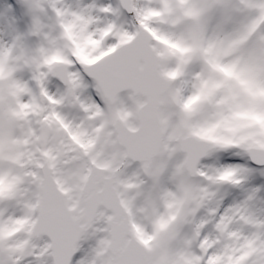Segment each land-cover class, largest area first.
<instances>
[{
  "label": "snow or ice",
  "instance_id": "1",
  "mask_svg": "<svg viewBox=\"0 0 264 264\" xmlns=\"http://www.w3.org/2000/svg\"><path fill=\"white\" fill-rule=\"evenodd\" d=\"M23 2L38 43H0V264H70L97 233L77 264H264L259 189L221 210L254 169L215 161L264 175V0Z\"/></svg>",
  "mask_w": 264,
  "mask_h": 264
},
{
  "label": "rangeland",
  "instance_id": "2",
  "mask_svg": "<svg viewBox=\"0 0 264 264\" xmlns=\"http://www.w3.org/2000/svg\"><path fill=\"white\" fill-rule=\"evenodd\" d=\"M64 3L65 5L70 7L72 10H78V9L86 8L89 5H93V4H95L96 7H104L108 5H111L112 7H116L118 4V0H64ZM23 5L24 7H26L25 4ZM27 13L30 15V13L28 12V9H27ZM93 15H96V13H93ZM105 19H111V17L100 16V20L102 22ZM210 21H212L211 24H209V27L211 30L215 28L216 24L219 22V14H216ZM119 22L124 24L125 26H129L132 23L131 18L127 17L124 13H121ZM100 26H102V24ZM228 27H231V25H229ZM3 39H4L3 37H0V41H1L0 43L4 42V44H7L5 43ZM36 43H38L37 37H35V44ZM53 81H56L54 77L50 78L49 91L51 93H55L57 91V89L52 86ZM88 93L94 102L98 104L100 103V99L98 96L95 95V92L93 89L91 88L88 89ZM127 95L128 94L121 95V98L126 99ZM242 158L243 156L235 155V154L229 156L227 160H225L222 154L217 155L215 157L217 166H225L226 164H231V165H239L242 167H248V168L254 169V171L251 172V174L248 176L244 184L241 185L239 188H231L228 186H224L223 188H221V195L223 196L221 210H223V208L231 206L234 203L241 202L254 189H259V191L256 192V199L252 202V207H253V210L258 215L264 216V175H261L260 171L257 168L252 167L246 159L242 160ZM205 163H207L206 160L202 164H205ZM136 167L138 166L132 165L128 169V171L132 172L135 170ZM164 183H165V186L171 187V185L167 181V175L164 177ZM101 226L102 224L94 225V227H101ZM89 232H91V230ZM100 235H101L100 233H97V237L83 239L79 242V249L78 251H76V256L74 257L72 264H77V262L80 260H87L88 258H90L91 250L92 248L95 247L96 239ZM37 243L40 246H42L43 244L48 243V242L45 238H41L39 241H37ZM25 264H35V262L30 257L25 261ZM48 264H50V258L48 260Z\"/></svg>",
  "mask_w": 264,
  "mask_h": 264
},
{
  "label": "trees",
  "instance_id": "3",
  "mask_svg": "<svg viewBox=\"0 0 264 264\" xmlns=\"http://www.w3.org/2000/svg\"><path fill=\"white\" fill-rule=\"evenodd\" d=\"M23 4V0H0V37L4 38L5 43H10L14 36L23 35L26 37V45L31 47L35 45V37L26 34L30 29L32 17ZM242 160H245V157Z\"/></svg>",
  "mask_w": 264,
  "mask_h": 264
},
{
  "label": "water",
  "instance_id": "4",
  "mask_svg": "<svg viewBox=\"0 0 264 264\" xmlns=\"http://www.w3.org/2000/svg\"><path fill=\"white\" fill-rule=\"evenodd\" d=\"M123 12V11H122ZM127 17H130V15L128 14V13H126V12H123ZM56 79V78H55ZM124 94H128L127 93V91H124V92H121L120 93V96L121 95H124ZM203 162V161H202ZM201 162V163H202ZM249 163H251L250 161H248ZM252 164V163H251ZM133 165H136V166H138V164L137 163H134ZM253 166H255V167H257L258 168V166H256V165H254V164H252ZM91 229H89V231H90ZM41 238H45L46 240H47V242H49V238L47 237V236H43V237H41ZM80 242V241H79ZM78 242V243H79ZM76 256V252L73 254V256H72V258H71V260H70V264H72V261H73V259H74V257Z\"/></svg>",
  "mask_w": 264,
  "mask_h": 264
},
{
  "label": "clouds",
  "instance_id": "5",
  "mask_svg": "<svg viewBox=\"0 0 264 264\" xmlns=\"http://www.w3.org/2000/svg\"><path fill=\"white\" fill-rule=\"evenodd\" d=\"M70 32H71V29L69 30V34H70ZM48 60H49V63H50L51 65H57V64H59V63L62 62V61H61V57H59V56H57V55H51V56H49V57H48Z\"/></svg>",
  "mask_w": 264,
  "mask_h": 264
}]
</instances>
